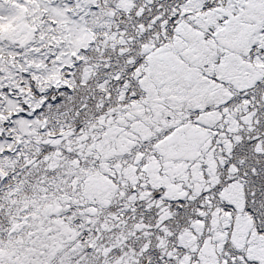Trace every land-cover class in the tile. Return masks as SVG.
<instances>
[{
	"label": "snow or ice",
	"instance_id": "obj_1",
	"mask_svg": "<svg viewBox=\"0 0 264 264\" xmlns=\"http://www.w3.org/2000/svg\"><path fill=\"white\" fill-rule=\"evenodd\" d=\"M0 264H264V0H0Z\"/></svg>",
	"mask_w": 264,
	"mask_h": 264
}]
</instances>
